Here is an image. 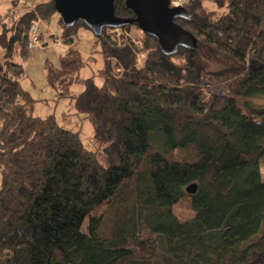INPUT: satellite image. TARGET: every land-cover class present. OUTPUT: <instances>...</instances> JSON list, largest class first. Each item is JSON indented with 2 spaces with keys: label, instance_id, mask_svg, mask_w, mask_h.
Returning a JSON list of instances; mask_svg holds the SVG:
<instances>
[{
  "label": "trees",
  "instance_id": "obj_1",
  "mask_svg": "<svg viewBox=\"0 0 264 264\" xmlns=\"http://www.w3.org/2000/svg\"><path fill=\"white\" fill-rule=\"evenodd\" d=\"M183 7L191 16L176 23L197 44L173 53L136 22L95 34L59 16L68 46L48 68L51 87L86 65L73 45L80 27L101 44L102 84L91 76L72 98L95 150L54 114L33 115L22 86L29 27L58 14L55 1L0 23V264H264V104L254 105L264 101V0ZM115 13L135 18L125 0ZM170 193L189 197L192 216L178 217Z\"/></svg>",
  "mask_w": 264,
  "mask_h": 264
},
{
  "label": "rangeland",
  "instance_id": "obj_2",
  "mask_svg": "<svg viewBox=\"0 0 264 264\" xmlns=\"http://www.w3.org/2000/svg\"><path fill=\"white\" fill-rule=\"evenodd\" d=\"M20 1V2H19ZM46 0H0V23L9 22L12 18H18L26 11L32 9L36 3ZM200 13L201 10L198 9ZM56 14L50 21L41 20L38 24V33L47 41L45 46H37L31 50L29 58L23 63L25 74L22 78V86L29 91L37 100L31 110L33 115L46 117L50 114L56 116L58 124L71 131H80L84 145L92 150L97 148L95 131L92 122L82 114L77 113L72 98L84 89V81L93 76L97 84H102L101 69L104 59L101 54V44L95 34L87 27H80L78 34L74 37L73 45L84 55L86 65L76 74L67 75L59 82V89H54L47 82V71L49 66L59 67L60 56L68 46L62 36L63 26ZM133 31V30H132ZM138 34L140 30L135 31ZM121 31H119V34ZM30 50V49H29ZM200 58L210 69L222 68L224 61L204 50L200 49ZM0 60H3V49L0 47ZM15 61H19L15 58ZM62 94V95H61ZM239 100V99H238ZM264 104L263 99H257L254 105ZM240 107L249 112L242 99L239 100ZM183 152H177V158H181ZM262 179L264 180V157L260 161ZM2 176L0 173V184ZM176 188L173 184L172 190ZM171 193L166 202L174 204ZM171 196V197H170ZM174 210L179 218L184 219L192 216V206L187 195L181 196L174 205Z\"/></svg>",
  "mask_w": 264,
  "mask_h": 264
},
{
  "label": "water",
  "instance_id": "obj_3",
  "mask_svg": "<svg viewBox=\"0 0 264 264\" xmlns=\"http://www.w3.org/2000/svg\"><path fill=\"white\" fill-rule=\"evenodd\" d=\"M56 10L68 25L84 21L95 33L105 28H120L136 22L143 32L156 37L167 53L179 46L195 48L196 39L176 23L177 18L191 14L184 7H171L170 0H125L126 7L135 18H121L115 13L116 0H54ZM187 192L194 193L196 185L189 184Z\"/></svg>",
  "mask_w": 264,
  "mask_h": 264
},
{
  "label": "built area",
  "instance_id": "obj_4",
  "mask_svg": "<svg viewBox=\"0 0 264 264\" xmlns=\"http://www.w3.org/2000/svg\"><path fill=\"white\" fill-rule=\"evenodd\" d=\"M20 2V1H19ZM187 3V0H170V6L171 7H183ZM40 18H37L32 21L29 31H28V47L30 49V52L33 48L37 46H45L47 44V41L42 38V36L38 33V24L40 22ZM118 29V28H116ZM119 33V30H117ZM140 33H143V30H140ZM135 45L138 48H141L142 42L140 40L135 41ZM143 55H139L138 62L141 63Z\"/></svg>",
  "mask_w": 264,
  "mask_h": 264
},
{
  "label": "crops",
  "instance_id": "obj_5",
  "mask_svg": "<svg viewBox=\"0 0 264 264\" xmlns=\"http://www.w3.org/2000/svg\"><path fill=\"white\" fill-rule=\"evenodd\" d=\"M67 48V47H66Z\"/></svg>",
  "mask_w": 264,
  "mask_h": 264
},
{
  "label": "flooded vegetation",
  "instance_id": "obj_6",
  "mask_svg": "<svg viewBox=\"0 0 264 264\" xmlns=\"http://www.w3.org/2000/svg\"><path fill=\"white\" fill-rule=\"evenodd\" d=\"M189 185V184H188Z\"/></svg>",
  "mask_w": 264,
  "mask_h": 264
}]
</instances>
